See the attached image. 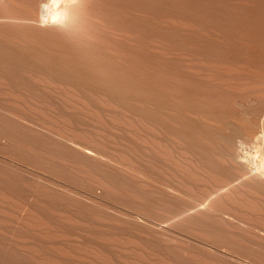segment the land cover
I'll return each mask as SVG.
<instances>
[{"label": "bare ground", "instance_id": "bare-ground-1", "mask_svg": "<svg viewBox=\"0 0 264 264\" xmlns=\"http://www.w3.org/2000/svg\"><path fill=\"white\" fill-rule=\"evenodd\" d=\"M0 264H264V0H0Z\"/></svg>", "mask_w": 264, "mask_h": 264}, {"label": "snow or ice", "instance_id": "snow-or-ice-1", "mask_svg": "<svg viewBox=\"0 0 264 264\" xmlns=\"http://www.w3.org/2000/svg\"><path fill=\"white\" fill-rule=\"evenodd\" d=\"M53 2H57V0H53Z\"/></svg>", "mask_w": 264, "mask_h": 264}]
</instances>
